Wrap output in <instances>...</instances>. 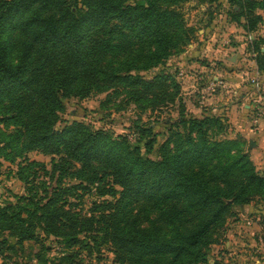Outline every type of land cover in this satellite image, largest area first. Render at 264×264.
<instances>
[{
  "label": "trees",
  "instance_id": "obj_1",
  "mask_svg": "<svg viewBox=\"0 0 264 264\" xmlns=\"http://www.w3.org/2000/svg\"><path fill=\"white\" fill-rule=\"evenodd\" d=\"M188 1L0 0V159L23 160L16 176L25 185L16 204L0 205L1 264H9L7 251L17 253L2 233L21 251L23 244L38 246L26 256L36 264H46L44 237L70 248L83 243L79 234L91 244H109L119 264H206L205 249L223 236L233 207L264 198V173L244 152L246 140L218 139L228 124L190 114L181 85L180 117L159 147V160L143 156L157 142L151 126L134 132L138 145L78 121L57 129L70 98L123 95L121 102L142 109L173 103L179 86L172 76L161 70L145 79L140 73L191 44L193 30L181 11ZM197 2H225L229 22L249 34L264 23V0ZM252 42L264 76V35ZM34 150L57 157L49 171L26 159ZM37 167L55 190L36 200ZM65 177L78 183L64 185ZM104 179L121 188L118 198ZM93 188L100 197H114L92 204L103 209L99 218L79 219L66 209L68 197ZM53 264L81 263L63 255Z\"/></svg>",
  "mask_w": 264,
  "mask_h": 264
},
{
  "label": "rangeland",
  "instance_id": "obj_2",
  "mask_svg": "<svg viewBox=\"0 0 264 264\" xmlns=\"http://www.w3.org/2000/svg\"><path fill=\"white\" fill-rule=\"evenodd\" d=\"M227 8L228 6L225 4V2L208 6L198 3L197 0H189L186 4L182 5L181 11L184 15L185 24L188 28L193 30L190 43L197 45V48H200L199 46L202 47L204 42L209 43L203 47L204 51H206L208 54L210 51H212V49L214 50L216 45L218 46V44L223 39H228V41L235 44L243 41L244 39L247 40L248 35H252L254 38L262 37L264 35V23L259 26L257 31L249 34L245 32L241 25L229 22V19L225 16V11H227ZM259 13L262 14L260 11ZM187 47L188 46L183 49V52H186ZM181 54L182 53L173 54L164 62L163 66L152 68L146 72L140 73V75H142L145 79H150L154 73H158L161 70H163L169 76H172L179 86L178 95L173 103L161 104L154 107V109H142L136 104L126 103L123 101L121 102V100L124 98L123 95L112 99H106L107 93L85 99L70 98L68 100H64L65 112L62 115L63 121L57 126V129H60L66 123L70 124L73 121H78L89 125L93 131H104L113 137L131 136V140L128 138L130 141L129 144L138 145V136L134 132L140 127L151 126L153 133L156 135L157 142L154 146V150L149 154L143 153V156L150 160H159V147L169 136L168 129L174 126V122L180 117V71H184V73L188 76L198 77L201 75L198 74L197 68L190 69L185 65L181 66L180 63L185 61L184 55ZM227 55L230 54L228 53ZM188 56L190 57L191 55L187 54L186 59H188ZM198 57L199 56H195L194 59H197ZM203 59L206 60L207 58H200L199 61ZM213 62L215 61L213 60ZM200 88H202V86ZM189 89L186 88V90H183V93L188 94L187 97H193L197 94L195 91H193L192 87ZM203 95L206 96V94H201L200 96ZM116 104H118V107H115ZM210 107V104H207L206 107H203L206 108V116L218 117L223 119V121L225 120V118H222L217 114L207 112ZM226 121L227 120H225L224 123H227ZM0 129H3L2 125H0ZM228 133L229 130L228 132L226 131L225 134L223 133V136H219L218 139H221L222 137L233 139L234 137H229ZM139 145H142V142L139 143ZM249 151L250 148L248 145H246L244 147V152L249 155L250 161L255 166L250 157ZM25 157L28 161L43 164L45 169L48 171L51 169L52 158L57 159L55 156L45 155L36 150L26 153ZM22 162V159H16L13 163L0 159V205L2 206L8 205L9 203L16 204L18 197L25 196V185L23 182L18 180L16 176L18 166L22 165ZM74 166L77 165L74 164ZM256 167H259V170H257ZM39 168L40 167H37L35 169L34 175L36 178L34 187L36 193L38 194L36 200L41 196H45V191L51 192L55 190L53 189L55 186L52 184L51 180H49V177L44 175V172ZM255 168L260 174L264 173V170H261V165L255 166ZM71 171H73V169H71ZM62 182L64 185L78 183L76 179L70 177L63 178ZM97 183L98 182H96V184ZM101 184L106 185V188H112L113 193L111 194H113L115 198L110 193L100 197L94 188L88 193L87 191L84 192L82 190H77L75 196L67 198V202L70 203V206L67 205L66 209L71 210V213L77 214L79 219L89 217H94L95 219L99 218L103 209L100 211L92 210L94 209V205L92 206V204L95 203L99 205L103 201L113 202L114 199L119 197V192L121 191L119 186L112 185L107 179H104ZM76 195H78V197H76ZM249 205H252L253 209H259L263 211L261 214H253L255 216L261 215L263 221L264 198L255 196L252 203ZM233 211L235 214L228 217L223 225V238H219L217 242L211 243L205 249L207 253L206 264L212 262L211 252L216 249L217 245L222 244L225 240L226 231L229 229L231 224L230 221L235 220L238 216V213L235 211V207H233ZM83 235L84 234H79V238L83 243L70 248L66 247L63 241L58 242L55 238L44 237L46 247L41 252H43L46 264L58 263V259L63 255H72L74 263L119 264L116 262L113 248L109 244H101L100 241H97L95 244H91L87 241V239L83 238ZM2 236L8 239L10 245L14 246L15 250L17 251V253L12 251L6 252V254L9 256V264H36L35 260L28 261L29 259L26 256L38 252V246L33 245L31 247L29 244H23L24 251H21L20 247L16 244L17 241L14 237H9L7 233H2ZM216 236L217 233L213 235V238H216ZM87 244H90V247L86 246ZM1 263L2 261L0 260V264Z\"/></svg>",
  "mask_w": 264,
  "mask_h": 264
},
{
  "label": "crops",
  "instance_id": "obj_3",
  "mask_svg": "<svg viewBox=\"0 0 264 264\" xmlns=\"http://www.w3.org/2000/svg\"><path fill=\"white\" fill-rule=\"evenodd\" d=\"M253 40L252 35L235 44L223 39L208 54L203 47L209 43L204 42L200 48L189 44L186 52L182 53L185 61L180 64L190 69L197 68L201 75L188 76L180 71V85L188 112L200 116L206 112L203 107L210 104L207 112L227 120L229 137L239 135L246 140L252 161L264 170V119L259 120L256 127L250 123L252 93L249 80L257 74ZM261 52L264 53V45ZM187 54L192 58L188 56L186 59ZM195 56L199 57L194 59ZM203 57L207 59L199 61ZM259 77L264 82V76L260 74ZM210 78L216 81V85L208 90ZM191 87L197 94L187 97L183 90ZM235 211L238 216L230 221L225 240L211 252L212 262L208 264H264V223L261 215H253L263 211L253 209L252 205L237 206Z\"/></svg>",
  "mask_w": 264,
  "mask_h": 264
},
{
  "label": "built area",
  "instance_id": "obj_4",
  "mask_svg": "<svg viewBox=\"0 0 264 264\" xmlns=\"http://www.w3.org/2000/svg\"><path fill=\"white\" fill-rule=\"evenodd\" d=\"M260 74H257L249 80L251 85V105L249 106L250 111V123L253 127H256L259 120L264 119V82L260 79ZM216 85V81L212 78L208 82V90H211ZM131 140V136H128Z\"/></svg>",
  "mask_w": 264,
  "mask_h": 264
}]
</instances>
